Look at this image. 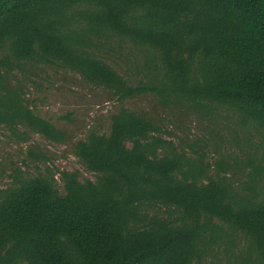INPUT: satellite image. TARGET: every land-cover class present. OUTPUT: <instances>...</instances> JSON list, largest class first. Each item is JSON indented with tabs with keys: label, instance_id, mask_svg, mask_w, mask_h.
Wrapping results in <instances>:
<instances>
[{
	"label": "trees",
	"instance_id": "1",
	"mask_svg": "<svg viewBox=\"0 0 264 264\" xmlns=\"http://www.w3.org/2000/svg\"><path fill=\"white\" fill-rule=\"evenodd\" d=\"M115 37L142 47L140 79L108 62ZM26 62L76 72L120 107L108 132L73 145L93 179L61 170L59 181L37 174L0 188V264H201L235 232L241 264H264L260 161L220 158L214 175L204 153L164 137L160 119L123 105L148 94L205 115L224 106L264 129V0H0V123L62 142L7 84Z\"/></svg>",
	"mask_w": 264,
	"mask_h": 264
},
{
	"label": "rangeland",
	"instance_id": "2",
	"mask_svg": "<svg viewBox=\"0 0 264 264\" xmlns=\"http://www.w3.org/2000/svg\"><path fill=\"white\" fill-rule=\"evenodd\" d=\"M105 54L108 62L132 81L140 79L146 71L142 47L126 39L113 38L106 45ZM155 61L153 58L152 65ZM23 69L7 74V84L14 89L21 86L23 103L64 131L66 138L54 142L23 123L13 126L0 123V188L37 174H53L59 181L61 170H77L81 178L93 179L95 174L80 163L73 145L90 130L108 132L110 114L120 105L110 92L55 64L31 66L26 62ZM123 105L160 119L168 132L164 137L189 154L191 148L204 153L214 175L220 158L232 163L254 157L264 170V129L255 123H240V118L227 107L219 106L216 114L205 115L187 107L167 108L148 94L129 98ZM244 179L245 175H238L235 188L240 189ZM58 185L61 189L60 182ZM260 187H264V177L258 181L257 188ZM239 234L235 232L232 242L225 245L227 251L222 246L212 255H206L201 264H241L243 252L239 249L243 242Z\"/></svg>",
	"mask_w": 264,
	"mask_h": 264
}]
</instances>
